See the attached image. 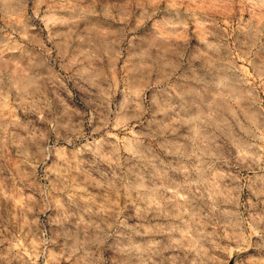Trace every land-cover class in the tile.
Listing matches in <instances>:
<instances>
[{
    "label": "rangeland",
    "instance_id": "obj_1",
    "mask_svg": "<svg viewBox=\"0 0 264 264\" xmlns=\"http://www.w3.org/2000/svg\"><path fill=\"white\" fill-rule=\"evenodd\" d=\"M0 264H264V0H0Z\"/></svg>",
    "mask_w": 264,
    "mask_h": 264
}]
</instances>
